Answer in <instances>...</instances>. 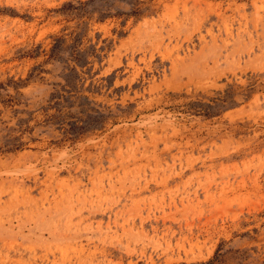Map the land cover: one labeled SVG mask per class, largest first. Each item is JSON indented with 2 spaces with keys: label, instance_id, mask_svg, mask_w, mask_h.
I'll return each mask as SVG.
<instances>
[{
  "label": "rangeland",
  "instance_id": "1",
  "mask_svg": "<svg viewBox=\"0 0 264 264\" xmlns=\"http://www.w3.org/2000/svg\"><path fill=\"white\" fill-rule=\"evenodd\" d=\"M69 1L0 0V83L46 69L20 87L27 105L0 102V264L193 263L222 241L263 260L264 0H151L102 20ZM74 31L102 55L81 73L89 102L46 123L64 79L46 51ZM226 89L237 103L212 115L184 104Z\"/></svg>",
  "mask_w": 264,
  "mask_h": 264
},
{
  "label": "trees",
  "instance_id": "2",
  "mask_svg": "<svg viewBox=\"0 0 264 264\" xmlns=\"http://www.w3.org/2000/svg\"><path fill=\"white\" fill-rule=\"evenodd\" d=\"M117 1L129 4V9L126 11V9L115 7L114 3ZM150 2L151 0H76L64 4V11L80 19L82 17H87L89 19L97 14L98 19L102 20L121 13L140 17L144 14H152L155 11L153 5H146ZM82 23L84 24L86 21ZM82 35V32H75L74 36L71 38V42H68L66 36L56 37L50 50L46 51L48 55L46 61H50V63H53L55 66L60 65V75L64 78L63 81L53 82V91H51L47 103L42 106V110L46 113V118L44 120L46 123L57 122L63 124L66 122L63 121L66 118L65 116H68L78 100L89 102L88 95L80 94L81 90L84 88V84L82 83L83 76L81 73L85 71L91 72V68H88L91 62L90 54L96 56L98 59H101L102 55L98 53L95 44H91L89 47L84 48ZM42 52L44 51H41V46L38 45L33 49L31 56L38 57ZM45 71L46 69L43 67V64L39 63L32 67L25 79H19V81L9 79L7 82H1L0 102L8 106L17 104L27 105V101L21 98L24 94L20 91V87L28 85L32 81L37 80V78L43 79L40 74ZM10 85L16 89L15 94L8 93ZM230 87H232V85H230ZM2 90L7 91L8 97L3 98ZM236 103L235 93L226 89L225 91H217L216 96L209 97L208 101L204 100V97H198L186 101L184 104L189 108L198 109L206 115H212L214 112L235 105ZM52 109L55 112L49 113ZM13 111L15 114L25 112L24 108H16ZM18 123L24 131L30 132L33 130L25 118H19ZM14 146L15 148L20 147L19 143H15ZM226 244L227 241H222L214 255L206 261L181 264H264V258L261 260V256H259L260 259H258V261L254 262L253 259H251L252 255L248 248L236 249L232 245L226 246ZM253 249L255 251L258 250L257 247ZM263 254L264 253H262V256L264 257Z\"/></svg>",
  "mask_w": 264,
  "mask_h": 264
}]
</instances>
